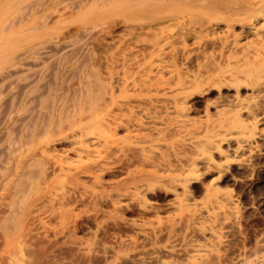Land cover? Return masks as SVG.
I'll return each instance as SVG.
<instances>
[{"label":"rangeland","instance_id":"rangeland-1","mask_svg":"<svg viewBox=\"0 0 264 264\" xmlns=\"http://www.w3.org/2000/svg\"><path fill=\"white\" fill-rule=\"evenodd\" d=\"M77 1L17 10L29 29L0 49V68H21L0 83V264H186L194 239L206 248L195 264H264V21L248 33L254 0ZM243 101L259 125L240 147L227 136L221 148L239 150L225 158L203 140L232 128L227 115ZM96 115L109 145L78 160L60 140ZM194 160L182 191L176 180ZM217 195L224 206L201 214Z\"/></svg>","mask_w":264,"mask_h":264},{"label":"bare ground","instance_id":"bare-ground-1","mask_svg":"<svg viewBox=\"0 0 264 264\" xmlns=\"http://www.w3.org/2000/svg\"><path fill=\"white\" fill-rule=\"evenodd\" d=\"M79 1V0H78ZM77 1V2H78ZM118 1V0H116ZM115 1V2H116ZM121 1V0H119ZM135 1V0H134ZM148 1V0H147ZM163 1V0H160ZM37 0H0V49H2V47L4 48V44L7 43L9 44L10 41H15L14 39L20 37V35H23L22 32H26L27 28L30 26V19L23 21L21 14H18V17L16 16L17 14H15V12H19V10L24 9V11L29 9L30 10L34 7V5L36 4ZM137 2V1H136ZM64 3V2H63ZM142 3V2H141ZM252 3V2H251ZM146 4V3H145ZM162 4V3H161ZM201 4V3H200ZM253 6H255V12L250 16V18L248 19V23H247V28L249 31L248 33L252 34L253 36L260 35L259 28H258V24L262 21H264V0H254L253 1ZM60 6V5H59ZM242 6V5H241ZM244 6V5H243ZM36 7V6H35ZM34 7V8H35ZM37 8V7H36ZM57 8V7H56ZM117 8V7H116ZM178 8V7H177ZM251 8V7H250ZM52 9V8H51ZM54 9V8H53ZM254 9V8H252ZM37 10V9H36ZM32 11V10H31ZM239 11V10H238ZM254 11V10H253ZM21 12V11H20ZM35 12V11H33ZM41 12V11H40ZM36 13V12H35ZM34 13V14H35ZM245 13V12H244ZM27 14V12H26ZM25 14V15H26ZM34 14L32 13V15L34 16ZM237 14V13H236ZM20 15V16H19ZM23 16L24 13L22 14ZM29 15V13H28ZM93 15V14H92ZM31 16V15H30ZM30 18V17H29ZM31 18L33 19L34 17L31 16ZM75 18V17H74ZM95 18V17H94ZM26 19V17H25ZM24 19V20H25ZM189 20V19H188ZM72 21V20H71ZM84 21V20H83ZM160 22V21H159ZM185 22V21H184ZM44 23V22H43ZM262 24V23H261ZM219 25V24H218ZM246 25V24H245ZM244 25V26H245ZM46 26V25H45ZM260 26V25H259ZM23 30H21L22 28H24ZM36 27V26H35ZM169 27V26H168ZM174 27V26H173ZM197 27V26H196ZM21 28V29H20ZM222 28V27H221ZM224 28V27H223ZM29 29V28H28ZM97 29V28H96ZM179 29V28H178ZM209 29V28H208ZM227 29V28H226ZM189 30V29H188ZM218 30V29H217ZM237 30V29H236ZM161 31V30H160ZM21 32V33H20ZM28 32V31H27ZM40 32V31H39ZM234 32V31H233ZM230 33V32H229ZM26 35V34H25ZM61 35V34H60ZM231 35V34H230ZM28 36V35H27ZM32 36V35H31ZM251 37V36H249ZM255 37V38H256ZM26 38V37H25ZM182 38V37H181ZM228 39V38H227ZM23 40V39H20ZM28 40V39H27ZM64 40V39H63ZM84 40V39H83ZM86 40V39H85ZM241 40V39H240ZM172 41V40H171ZM222 41V40H221ZM232 41V39H231ZM79 42V41H78ZM200 42V41H199ZM61 43V42H60ZM63 43V42H62ZM167 43V42H166ZM38 44V43H37ZM65 44V43H64ZM67 44V43H66ZM81 44V43H80ZM71 45V44H70ZM167 45V44H166ZM224 45V44H223ZM47 46V45H46ZM69 46V45H68ZM76 47V45H74ZM241 46V45H240ZM52 47V46H51ZM245 47V45H244ZM64 48V47H63ZM69 48V47H66ZM255 48V47H254ZM48 48L45 47L44 45H40V53L42 54H46L48 52L47 50ZM57 49V48H56ZM73 49V48H72ZM169 49V48H168ZM242 49V48H241ZM257 50V49H256ZM260 50V49H259ZM254 49L252 47V49H248V52H253ZM264 51V50H263ZM18 53V52H17ZM23 53V52H22ZM39 53V52H38ZM57 53V50H56ZM59 54V53H58ZM57 54V55H58ZM262 54V53H261ZM74 55V54H73ZM160 55V54H159ZM184 55V54H183ZM50 56V55H49ZM257 56V55H256ZM48 57V56H47ZM58 58V57H57ZM164 58V57H163ZM232 58V57H231ZM3 57L0 56V62H2ZM44 59V57H43ZM48 59V58H47ZM241 59V58H240ZM261 59V58H260ZM259 59V61H260ZM10 60V59H9ZM68 60V59H67ZM159 59H155V61H157ZM168 60V59H167ZM264 62V59H262ZM34 61V60H33ZM37 61V60H36ZM4 62V61H3ZM125 62V61H124ZM255 62V61H254ZM32 63V62H31ZM138 63V62H137ZM158 63V62H156ZM45 64V63H44ZM224 64V63H223ZM222 64V65H223ZM245 64V63H244ZM247 64V63H246ZM254 64V63H253ZM31 65V64H30ZM33 65V64H32ZM154 65V63H153ZM34 66V65H33ZM156 66V65H155ZM10 67H4V68H0V83L1 81L3 82H8L10 83L11 80L13 79L14 75L16 74V72L21 71L20 69L17 68H11ZM217 69V68H216ZM18 70V71H17ZM28 70V69H25ZM113 70V69H112ZM252 70H254L252 68ZM259 70V69H257ZM29 71V70H28ZM229 71V70H228ZM251 71V70H249ZM249 71L247 69H241L239 71V75L242 77L247 76L249 73ZM263 71V70H262ZM23 72V71H22ZM30 72V71H29ZM37 72V71H35ZM226 72V71H225ZM20 72H18L17 74H19ZM21 74V73H20ZM19 74V75H20ZM165 74V73H164ZM224 74V73H223ZM42 75V74H41ZM163 75V74H162ZM229 75V74H228ZM225 76V75H224ZM233 76V75H232ZM16 77V75H15ZM46 78V77H45ZM251 79V78H250ZM258 79V78H257ZM25 80V79H24ZM28 80V79H27ZM171 80V79H170ZM218 80V79H217ZM15 81V80H14ZM170 82V81H169ZM147 83V82H146ZM20 84V83H19ZM23 84V83H22ZM38 84V83H37ZM1 85V84H0ZM18 85V84H17ZM21 85V84H20ZM79 85V84H78ZM119 85V84H118ZM187 86V85H186ZM17 87V86H16ZM25 87V86H24ZM18 89V88H17ZM80 89V88H79ZM21 90V88L19 89ZM44 90V89H43ZM42 90V91H43ZM78 90V89H77ZM240 90V89H239ZM262 90L261 87H253L252 88V92L256 93V92H260ZM31 91V90H30ZM80 91V90H79ZM94 91V90H93ZM134 91V90H133ZM99 92V91H98ZM262 93V92H261ZM15 94V93H14ZM21 94V92H20ZM19 94V95H20ZM17 95V94H16ZM15 95V97H16ZM61 97V94H59ZM257 95V94H256ZM39 96V95H38ZM34 97V96H33ZM95 97V96H94ZM249 97V96H248ZM254 97V96H253ZM261 97V96H260ZM17 98V97H16ZM264 98V97H263ZM18 99V98H17ZM16 99V100H17ZM94 99V98H93ZM128 100V99H127ZM161 100V99H160ZM163 100V98H162ZM100 101V100H98ZM71 102V101H70ZM103 102V101H102ZM24 103V102H23ZM33 103V102H32ZM72 103V102H71ZM101 103V102H100ZM238 103V102H237ZM8 106V103H6ZM251 104H254L251 102ZM251 104H248L251 106ZM17 105V104H16ZM247 104L243 102H240L238 104V110L232 114H228V118L231 119L235 125L230 128V129H226L222 132H220L218 129L212 131V133H210L208 136H206V138L203 140L206 144L207 141L210 142V146L212 147V149H216L221 156H224L225 158L229 157L230 155H238V147L242 146L243 144H245L247 142L248 136H250L252 134V130L255 128V126L259 125L257 124L256 118L255 116L251 115V113H249V107ZM91 107V106H90ZM234 107V105H233ZM236 107V105H235ZM6 108V107H5ZM36 108V107H34ZM58 108V107H57ZM259 108V107H258ZM33 109V108H32ZM74 109V108H73ZM123 109V108H122ZM178 112L180 113V116H184L185 114L182 111V108L178 107ZM232 109V108H230ZM102 110V109H101ZM141 110V109H140ZM164 110V109H163ZM227 110V109H226ZM4 111V110H3ZM25 112V111H24ZM37 112V111H36ZM47 112V111H46ZM58 112V111H57ZM86 112V111H85ZM226 112V111H225ZM230 112V111H229ZM253 112V111H252ZM94 113V112H93ZM171 113V112H170ZM245 113V114H243ZM85 114V113H84ZM90 114V113H89ZM221 114V112H220ZM225 114V113H224ZM242 114L245 116H248L247 118H249L247 121L243 120L242 118ZM257 114V113H256ZM255 114V115H256ZM23 115V114H22ZM87 115V114H86ZM45 116V115H44ZM58 116V115H57ZM171 116V115H170ZM97 115L95 117H93L94 119H90L87 123L85 124H79L76 125V127H74L72 129V131L67 134L66 136H64L60 141L66 143V145L70 146L73 148V154H75L76 159L78 160H82L84 157L88 158L90 156H98L100 155V150H99V146H104L105 144L107 145L106 141L103 139V133H105V131L103 129H100L96 123H97V119H96ZM145 118H147L146 116H144ZM212 117V116H211ZM215 117V116H214ZM222 117V116H221ZM258 117V116H257ZM88 118V117H87ZM170 118V117H169ZM227 118V117H226ZM244 118V119H247ZM66 119V118H65ZM70 119V118H69ZM73 119V118H72ZM85 119V118H84ZM258 119V118H257ZM42 120V119H41ZM44 120V119H43ZM60 120V119H59ZM2 122V120H1ZM21 122V121H20ZM99 122V120H98ZM101 122V121H100ZM145 122V121H144ZM180 122V121H179ZM193 122V121H192ZM218 122V121H217ZM216 122V123H217ZM57 123V122H56ZM79 123V122H78ZM168 123V122H167ZM183 123V122H182ZM220 123V122H218ZM228 123V121H227ZM225 123V124H227ZM233 123V124H234ZM19 124V122H18ZM58 124V123H57ZM98 124V123H97ZM101 123H99L98 125H100ZM171 124V123H170ZM222 124V123H221ZM257 124V125H256ZM75 125V124H74ZM140 124H136V126H138ZM43 126V125H42ZM30 127V126H29ZM101 127V126H100ZM258 127V126H257ZM53 128V126H52ZM174 128V127H173ZM210 128V127H209ZM56 129V128H55ZM106 129V127H105ZM145 129V128H144ZM223 129V128H222ZM225 129V128H224ZM167 130V129H166ZM221 130V129H220ZM107 131V130H106ZM114 131V130H113ZM8 132V131H7ZM160 133V132H159ZM257 133V132H256ZM4 134V133H3ZM30 135V134H29ZM31 136V135H30ZM228 138H234L236 140L235 143H237L238 147L234 150H230V149H222L221 147V142L226 140ZM9 138V137H8ZM255 138V137H254ZM28 139V138H27ZM9 140V139H8ZM201 140V139H200ZM253 140V139H252ZM158 141V140H157ZM202 141V142H203ZM228 140H226L227 142ZM231 141V140H230ZM8 142V141H7ZM196 142V141H195ZM252 142V141H251ZM203 144V145H205ZM109 145V143H108ZM107 145V146H108ZM156 143H152L150 145H148L147 147H149L150 149H156ZM180 145V144H179ZM48 146H53L54 144H46L45 146L42 147V152H45V150L47 149ZM106 146V147H107ZM158 146V145H157ZM201 147V146H200ZM170 149V148H169ZM1 150V148H0ZM241 150V149H240ZM15 151V150H14ZM4 152V151H3ZM214 151H212L213 153ZM7 153V152H6ZM33 153V152H32ZM68 153V152H67ZM63 157H65V154H61ZM110 155V154H109ZM198 156H207L208 159L211 158L210 153H207L205 150L200 149L198 151ZM216 155V154H215ZM73 157V156H72ZM67 158V157H66ZM112 158V157H111ZM219 158V157H218ZM34 159V158H33ZM201 159V158H199ZM237 159V158H236ZM30 160V159H29ZM77 160V161H78ZM207 160V159H206ZM218 160V159H216ZM12 163V162H11ZM183 163V162H182ZM13 164V163H12ZM198 164V163H197ZM44 165V164H43ZM51 165V164H50ZM151 165V164H150ZM2 166V165H0ZM103 166V165H102ZM60 167H62V164L60 165ZM201 167V166H200ZM222 168V167H221ZM91 169V168H90ZM108 171V170H107ZM194 171H196V160L192 161L182 172V174L177 178V184L178 187L181 188L182 191H186L187 190V183L189 182V180L191 178H189L190 173H193ZM24 173V172H23ZM26 174V173H25ZM24 174V175H25ZM39 179V178H38ZM79 179V178H78ZM30 182V181H29ZM51 182V181H50ZM68 182V181H67ZM41 183V182H40ZM28 184V183H27ZM20 185V184H19ZM27 185H24V187ZM26 188V187H25ZM29 189V188H28ZM61 189V188H60ZM130 189V188H129ZM212 190V189H211ZM216 190V189H215ZM14 191V189L12 190ZM140 191V190H139ZM149 192V191H148ZM13 193V192H12ZM25 193V192H24ZM179 193V192H178ZM177 193V194H178ZM215 193V192H214ZM222 193V192H221ZM59 194V193H58ZM176 194V204L177 206L180 207H184L185 205H187V201H185L184 198L179 197ZM223 194V193H222ZM23 195V194H22ZM28 195V194H27ZM211 195V194H210ZM216 195V194H215ZM228 196V195H227ZM184 197V196H183ZM111 199V198H110ZM230 199V198H229ZM187 200V199H186ZM43 201V200H42ZM191 203V202H190ZM10 205V204H9ZM223 204H221V201L218 199V195L214 196L213 199H211L210 205L205 207L204 210H202L201 214H205L207 216H212L213 214H215V208H220ZM224 206V205H223ZM12 207V206H11ZM57 207V206H56ZM221 209V208H220ZM225 210V209H224ZM172 212V211H171ZM234 212V211H233ZM44 213V212H43ZM177 213V212H176ZM169 214V213H168ZM231 214V213H230ZM223 215V214H222ZM185 216V215H184ZM217 217V216H216ZM223 217V216H222ZM196 221V220H195ZM197 222V221H196ZM203 225V224H202ZM205 225V224H204ZM218 226V225H217ZM147 227V226H146ZM194 228V227H193ZM215 230V229H214ZM218 230V229H217ZM151 231V230H150ZM197 231V230H196ZM200 233L202 237H205V239L207 238L206 236L208 235V231L205 228H201L200 229ZM217 234V233H216ZM209 235H211V233H209ZM193 236V235H192ZM182 238V237H181ZM174 242V241H173ZM214 242V241H213ZM215 245V244H214ZM190 246V245H189ZM212 246V245H211ZM14 247V246H13ZM16 247V246H15ZM217 247V246H216ZM164 249V248H163ZM192 249V250H191ZM191 254L188 256V258L186 259V264H195V261L198 257H201L204 252H206V248L203 244H201L198 240H192L191 241ZM162 250V249H161ZM153 252V251H152ZM210 253V252H209ZM206 254V253H205ZM211 254V253H210ZM262 254V253H261ZM153 256V255H152ZM263 257V256H262ZM11 259V258H10ZM247 259V258H246ZM252 259V258H251ZM255 259V258H254ZM250 260V259H249ZM250 262V261H249ZM207 263V262H206ZM258 263V262H257ZM263 263V262H262ZM163 264H169L166 262H163Z\"/></svg>","mask_w":264,"mask_h":264}]
</instances>
